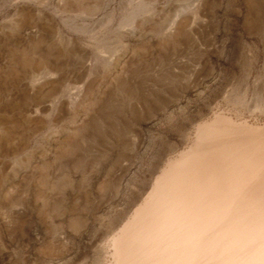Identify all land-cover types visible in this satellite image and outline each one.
Segmentation results:
<instances>
[{
  "label": "rangeland",
  "instance_id": "374dc122",
  "mask_svg": "<svg viewBox=\"0 0 264 264\" xmlns=\"http://www.w3.org/2000/svg\"><path fill=\"white\" fill-rule=\"evenodd\" d=\"M219 113L264 131V0H0V264H110Z\"/></svg>",
  "mask_w": 264,
  "mask_h": 264
},
{
  "label": "bare ground",
  "instance_id": "6f19581e",
  "mask_svg": "<svg viewBox=\"0 0 264 264\" xmlns=\"http://www.w3.org/2000/svg\"><path fill=\"white\" fill-rule=\"evenodd\" d=\"M19 56L36 80L55 71L50 62H36L24 50ZM68 85L61 94L79 102L81 93ZM1 124L0 136L6 134ZM156 178L148 196L108 240L110 264H264L262 127L216 114L197 125L192 144Z\"/></svg>",
  "mask_w": 264,
  "mask_h": 264
}]
</instances>
